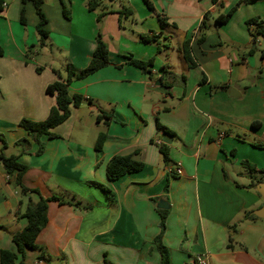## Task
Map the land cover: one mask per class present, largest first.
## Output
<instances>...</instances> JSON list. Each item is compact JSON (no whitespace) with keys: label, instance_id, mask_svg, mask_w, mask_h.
I'll return each instance as SVG.
<instances>
[{"label":"crops","instance_id":"0c3cea01","mask_svg":"<svg viewBox=\"0 0 264 264\" xmlns=\"http://www.w3.org/2000/svg\"><path fill=\"white\" fill-rule=\"evenodd\" d=\"M239 1L100 0L89 9L88 0H43L48 36L42 45L31 1H0L2 152L28 166L23 183L37 190L21 193L0 163V250L16 251L12 235L26 224L29 200L57 194L80 205L49 201L40 248L18 253V263L160 264L153 239L163 199L169 264H196L200 254L207 264H264V219L245 217L262 198L247 186L250 174L241 165L264 167V38L251 52L246 24L264 20V0ZM234 5L226 22H215ZM124 7L130 15L120 14ZM141 34L155 40L145 42ZM98 35L109 63L69 83V93L83 101L52 129L54 137H40L44 150L37 153L19 120L47 116L55 96L46 86L64 78L66 66H86ZM184 41L191 61L182 55ZM176 52L179 71L171 64ZM131 57L152 59L150 73L129 64ZM102 112L111 118L98 119ZM102 132L107 137L98 154L94 144ZM20 139L29 141L26 149L15 143ZM160 145L168 149V163ZM115 154H132L142 169L108 180L106 164Z\"/></svg>","mask_w":264,"mask_h":264},{"label":"trees","instance_id":"16d2710c","mask_svg":"<svg viewBox=\"0 0 264 264\" xmlns=\"http://www.w3.org/2000/svg\"><path fill=\"white\" fill-rule=\"evenodd\" d=\"M1 1V0H0ZM26 0H22V2H25ZM36 14L38 15V22L35 25V29L39 36V45H42L45 43V38L48 36V30L45 28L46 24V16L42 10V3L43 0H30ZM147 1V0H146ZM243 1H252V0H240L238 2L241 3ZM100 3V0H88L87 5L89 9H94L97 7ZM237 5L232 6L227 12L224 14H220L215 18L216 23H224L226 22L233 11L236 9ZM120 14H131V10L127 7H124ZM24 9L21 10V17L20 21L22 24H25L24 19ZM103 15V12L98 14V18H100ZM163 24V19L160 20ZM249 33L252 37L253 41V47L250 49L251 52L256 51V44L255 41L259 37L264 38V20L258 18V17H252L246 21ZM199 27L201 30L206 28V24L202 21L199 24ZM143 41L149 42L154 41L155 39L151 36H145L143 34L140 35ZM182 55L184 58L188 61H191L190 53L188 50V41H184L182 43ZM108 47L106 43L101 39V37L98 35L96 38V45L93 50V53L91 55L90 60L88 61L87 65L79 70H74L70 68L69 66H66V74L64 78L60 80H56L50 84H48L45 88L46 92L48 94L55 96V104L51 106L49 109V112L47 116L40 121H34L27 118H22L19 120L18 124L23 127L27 133L35 139V141L38 143V149L37 153H42L44 150V144L40 141V137L42 135H46L49 138H52L55 136L52 129L56 127L57 125L61 124L69 115H70V107L75 106L78 107L82 101L83 96L78 93H69L68 85L69 83L74 79H81L87 76L90 73H93L94 71L106 66L109 63L108 59ZM261 56L263 55V51L260 52ZM2 54V49L0 47V55ZM129 64H132L139 68L142 72L149 74L150 73V67L153 64L152 59L148 60H141L137 58H129L128 60ZM120 66V65H117ZM56 73L57 70H54ZM158 80L162 83V78L159 77ZM88 101H90L88 99ZM99 116L102 118H111V115L108 116L105 114V112H102L101 114L97 115V118L99 119ZM252 125H259L258 123H252ZM157 126L159 128H164L159 122H157ZM107 137L106 133L102 132L99 133L97 136V139L94 144V148L96 152L99 154L102 151V145ZM0 140L2 142V146L0 148V163L3 166V169L8 175H14V181L17 185L19 191L21 193H26L27 191H37L35 189L27 187L22 180L23 174L28 169V166L21 161L18 160V156L14 154L5 155L2 150L6 148L7 143L4 139V136L2 133H0ZM16 144H20L23 149H26L29 146V141L27 139H20L15 142ZM160 152L162 153L163 161L165 163L169 162V156H168V149L165 145L159 146ZM241 165L248 171L250 174L251 181L247 185L249 187L255 188L256 184L260 179H257L256 174L261 173L264 175V167L260 170H257L255 166L248 162L247 160L241 161ZM143 163L141 161H138L133 158L132 154H115L110 157V159L107 161L106 164V176L108 180L114 181L118 178H120L122 175L139 171L142 169ZM98 187H100L107 197L109 199L114 198V193L109 189L108 187L97 183ZM168 187V180H166V183L164 185V189H167ZM257 192V191H256ZM258 195H260L257 192ZM49 201H57L60 204H69V205H80V202L74 198V196H70L69 198H65L63 196L57 195V194H51L48 196H42L40 195L38 200L32 201L29 200L27 202L26 208L22 215L26 218V224L25 226L13 233L12 240L16 245V251L15 250H9V249H1L0 250V263L1 264H22L20 261L17 262L18 253H21L23 255L25 249H35L40 248V246L37 244L36 239L38 234L40 233L41 229L45 226L47 222V206ZM84 208H89V205H83ZM157 212L160 216L159 221V232L154 237L153 241L157 246L158 252L160 254V264H169V251L166 245L163 243L162 238L166 229V217L168 215V209H160L157 208ZM246 218H258L253 214L252 211H247L245 213ZM40 258H44L43 253L40 254ZM109 264V263H107Z\"/></svg>","mask_w":264,"mask_h":264},{"label":"water","instance_id":"95a60500","mask_svg":"<svg viewBox=\"0 0 264 264\" xmlns=\"http://www.w3.org/2000/svg\"><path fill=\"white\" fill-rule=\"evenodd\" d=\"M231 91H232V88H231ZM256 190L262 198V205L256 209L252 210V212L255 216L264 219V181H258L257 182ZM157 207L160 209H166L168 207V204L165 200L160 199L158 201Z\"/></svg>","mask_w":264,"mask_h":264},{"label":"rangeland","instance_id":"374dc122","mask_svg":"<svg viewBox=\"0 0 264 264\" xmlns=\"http://www.w3.org/2000/svg\"><path fill=\"white\" fill-rule=\"evenodd\" d=\"M181 57L178 55V53L176 52V53H174L173 54V56H172V61H171V64L173 65V69H174V71H179V69L181 68L179 65H180V59ZM65 71H66V69H65ZM256 177H257V179H260V181L262 180V179H264V175L263 174H261V173H257L256 174ZM170 256V255H169Z\"/></svg>","mask_w":264,"mask_h":264},{"label":"built area","instance_id":"2783aa9c","mask_svg":"<svg viewBox=\"0 0 264 264\" xmlns=\"http://www.w3.org/2000/svg\"><path fill=\"white\" fill-rule=\"evenodd\" d=\"M255 42L257 43V42H258V39H256ZM174 172H175L176 174H179V173H181V170H180V168L178 167V168H175V169H174ZM195 261H196V264H207L206 256L203 255V254L198 255V256L196 257Z\"/></svg>","mask_w":264,"mask_h":264}]
</instances>
